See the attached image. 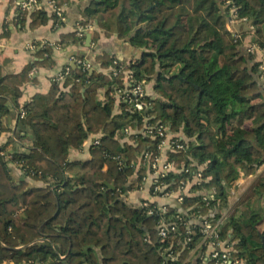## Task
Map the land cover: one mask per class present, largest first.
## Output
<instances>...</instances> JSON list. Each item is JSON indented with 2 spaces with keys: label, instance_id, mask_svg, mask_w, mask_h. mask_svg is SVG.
I'll list each match as a JSON object with an SVG mask.
<instances>
[{
  "label": "trees",
  "instance_id": "16d2710c",
  "mask_svg": "<svg viewBox=\"0 0 264 264\" xmlns=\"http://www.w3.org/2000/svg\"><path fill=\"white\" fill-rule=\"evenodd\" d=\"M55 1L62 7L71 0ZM83 15L84 24L97 25L94 42L102 35L117 36L142 50L138 59L121 63L135 78L152 82L155 95L146 113L118 102L124 75L109 70L119 58L102 51L91 59L93 71L68 65L64 82L52 80L47 92L33 96L17 119L19 138L22 132L31 135L27 152L12 150L11 160L0 154V264H171L165 256L170 246L183 262L202 240L199 226L188 221L193 213L210 210L215 221L221 220L220 233L229 238L233 255L245 264H264V176L254 179L228 212L231 192L264 164L261 59L243 48V38L228 22L246 18L254 29L253 43L264 51V0H90ZM20 16L22 23L30 18L32 28L61 21L44 10ZM9 34L5 30L0 38ZM85 39L75 31L62 33L59 42ZM53 50L41 49L42 60L21 72L0 74V119L11 106L20 107L23 84L34 65L52 64ZM155 123L184 136L186 148L168 156L178 168L190 170L170 175L173 188L205 165L201 183L193 185L197 194L184 196L181 206L188 212L167 207L164 217H181L183 223L164 241L160 217L122 197L142 181L145 169L134 168L146 147L157 152V141L134 130ZM127 126L132 133L123 131ZM97 136L99 143H92ZM87 141L90 157L71 160L70 150L82 149ZM14 162L23 175H14ZM73 167L81 172L70 177L67 170ZM21 207L25 210L19 213Z\"/></svg>",
  "mask_w": 264,
  "mask_h": 264
},
{
  "label": "crops",
  "instance_id": "0c3cea01",
  "mask_svg": "<svg viewBox=\"0 0 264 264\" xmlns=\"http://www.w3.org/2000/svg\"><path fill=\"white\" fill-rule=\"evenodd\" d=\"M20 0H0V33L5 30H9L8 36L0 38V74L6 75L8 73L21 72L26 65L34 64L36 61L42 60L40 50L45 49L48 45L53 47L52 64L50 66L42 67L34 65L30 75L31 79L23 84L22 96L19 99L20 107L16 108L11 106L9 114L2 116L0 122L2 124V132H0V147L3 151L10 153L12 150L20 153H26L28 146L31 142V135L29 132L25 134L22 132V137L19 138V134H16L17 119L24 106L33 98L37 93L47 92L51 85L53 77L63 70L66 66L70 65L73 68L75 58H87L91 62L95 56L102 51H107L111 54H116L120 60L131 61L138 59L141 56L142 50L131 46L128 42L119 39L117 36L105 37L101 36L97 42L93 41L87 45V34L91 33L94 29H97V25L91 24L92 31L85 33L86 39L82 43H60L59 37L62 33H69L78 31L84 24V10L90 0H71L68 4L62 6L64 19L57 24L54 20H49L45 25L38 27H30L31 19H24V23L21 22L18 2ZM50 14V13H49ZM249 25V26H247ZM245 26L249 27L246 31ZM228 28L234 33H238L242 36V44L244 49H248L253 45V36L248 33L250 29H253L252 25L248 21L232 20L228 22ZM242 30V31H241ZM246 33V34H244ZM258 60L261 59L264 51L258 49L255 51ZM76 66V65H75ZM147 90L150 94L155 95L152 82H147ZM4 125V128H3ZM10 136H13L14 141H10ZM90 157V149L88 141L82 149H71L69 158L75 160H86ZM11 167L15 176L23 175L20 168L12 163ZM81 172L78 167H73L67 170V175L70 177L76 176L74 172ZM71 171V172H70ZM258 176H264V164L258 167L254 174L248 175L246 179H256ZM32 184L41 185L42 182L31 181ZM242 184L240 186H242ZM241 188V187H239ZM144 198H151L158 200L162 203L166 201L165 198H155L150 196L149 192L139 189H133L126 194V200L128 203L134 205H140V202Z\"/></svg>",
  "mask_w": 264,
  "mask_h": 264
},
{
  "label": "built area",
  "instance_id": "2783aa9c",
  "mask_svg": "<svg viewBox=\"0 0 264 264\" xmlns=\"http://www.w3.org/2000/svg\"><path fill=\"white\" fill-rule=\"evenodd\" d=\"M18 5L22 12H35L38 10H44L50 14H55L61 20L64 19L63 8L58 6L55 0H20ZM236 19L246 21V18ZM92 30V25L88 24L82 26L77 31V34L78 36L82 37L87 31ZM235 35L236 37H240L238 33H235ZM258 49L259 48L257 45L253 44L247 49V51L253 53ZM75 64H81L84 66V68H91L92 65L91 61L87 58H75ZM109 72L117 77L124 75L122 77L123 86H121L116 91L118 102L130 110L146 113L150 104L149 99L152 95L147 90V81L135 78L134 71L131 69H125L124 64L121 63L120 59L114 60ZM260 73L264 91V54L261 57ZM68 74H70V67L66 66L63 70L58 72L52 80L60 83L64 82ZM24 114L25 111H22L20 113L21 117H23ZM123 131L126 134H129L133 132V129L127 126L123 129ZM0 132H2L1 122ZM134 132L142 133L145 136L151 138V140L157 141L156 153H154L151 150L150 145H148L141 154L140 162L134 168V170L137 172L142 167L145 169V173L142 177L141 183L133 189H146L150 196L166 199V201L162 203L151 198H144L139 205L142 207H147L149 210V215L160 217L157 224L158 233L161 239L164 241L171 231L178 230V225L180 224L179 222L183 223V221H181V217L173 221H168L164 217L167 207L180 206L179 211L184 212L185 214L188 212L187 209H183L181 206L184 202V196L197 194V192L193 191V185L195 183H201L202 171L205 168V165H202L193 171L194 176L192 179H187V181L182 180L177 188H173L175 184V178L170 177V175L183 171L189 172L190 170V168H178L174 161H171L168 156L169 152H176L186 148L184 136L180 133H173L169 126L162 123L147 124L142 128V130H134ZM99 141L100 136H97L91 140V142L94 144H98ZM0 154L5 155L8 160L12 159L11 153L0 151ZM120 164H122V161H120ZM133 189H128L125 193H122V197L126 200V194H128ZM207 193L210 195L211 191H208ZM151 204H154V206L150 207ZM24 210L25 207H21L18 212L22 213ZM215 214L216 212L214 210H210L207 214H192L191 220L188 221V224H192L194 222L197 226H199V232L202 235L201 243L190 252L189 258H192V263H189V258L183 262H178L179 252H176L173 249L171 250L172 247L170 246L165 252V256L168 258V260L172 261L171 264H245L240 258L233 255V246L230 243L229 238H224L221 235L219 228V222H221V220L215 221ZM187 233L190 234L189 229ZM190 240L191 238L187 236L186 242H189ZM201 246H204V249H200ZM3 264L17 263L9 260L5 261ZM19 264L35 263L32 260H23Z\"/></svg>",
  "mask_w": 264,
  "mask_h": 264
},
{
  "label": "rangeland",
  "instance_id": "374dc122",
  "mask_svg": "<svg viewBox=\"0 0 264 264\" xmlns=\"http://www.w3.org/2000/svg\"><path fill=\"white\" fill-rule=\"evenodd\" d=\"M247 26H249V25H247ZM247 26H245L246 31H247L248 28H249V27H247ZM241 31H242V30H241ZM248 33H250L252 36H254V29H250V32L248 31ZM244 34H246V33H244ZM241 37H242V36H241ZM248 52H249V51H248ZM30 138H31V137H30ZM70 172H71V171H70ZM72 172H74L73 169H72ZM74 173H75L76 176H77V172H74ZM74 177H75V176H74ZM252 179H253V178H251V179H246V180L244 181V183L242 184V186H240L241 188H238L237 190H234V191L231 192L230 197H229V201H230V203H229V211H228V212L234 210V208H235V206H236V203H237V201L239 200V198H241V197L244 195V193L247 191L248 187L251 185V183H252ZM134 205H136V204H134ZM137 206H139V205H137Z\"/></svg>",
  "mask_w": 264,
  "mask_h": 264
},
{
  "label": "water",
  "instance_id": "95a60500",
  "mask_svg": "<svg viewBox=\"0 0 264 264\" xmlns=\"http://www.w3.org/2000/svg\"><path fill=\"white\" fill-rule=\"evenodd\" d=\"M91 40H92V34L91 33H88L87 34V40H86V43H87V45H90L91 44ZM75 63H74V67H75ZM93 69L94 68H91V71H93ZM108 184V186L110 187V188H112V189H114L115 188V186H114V184L113 183H107ZM68 193H72V190H68Z\"/></svg>",
  "mask_w": 264,
  "mask_h": 264
},
{
  "label": "bare ground",
  "instance_id": "6f19581e",
  "mask_svg": "<svg viewBox=\"0 0 264 264\" xmlns=\"http://www.w3.org/2000/svg\"><path fill=\"white\" fill-rule=\"evenodd\" d=\"M253 192V191H252Z\"/></svg>",
  "mask_w": 264,
  "mask_h": 264
}]
</instances>
